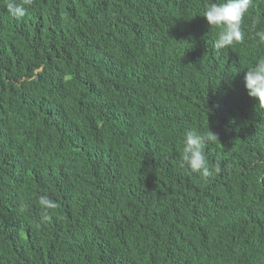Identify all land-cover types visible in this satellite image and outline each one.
Wrapping results in <instances>:
<instances>
[{"label": "trees", "instance_id": "obj_1", "mask_svg": "<svg viewBox=\"0 0 264 264\" xmlns=\"http://www.w3.org/2000/svg\"><path fill=\"white\" fill-rule=\"evenodd\" d=\"M7 2L0 264H264V109L244 81L264 0L219 52L208 0H33L21 19ZM189 129L218 137L207 180L181 164Z\"/></svg>", "mask_w": 264, "mask_h": 264}, {"label": "clouds", "instance_id": "obj_2", "mask_svg": "<svg viewBox=\"0 0 264 264\" xmlns=\"http://www.w3.org/2000/svg\"><path fill=\"white\" fill-rule=\"evenodd\" d=\"M32 3L33 0H8L7 12L11 17L21 19L27 15V6ZM251 3L252 0H221V2L208 0L205 3L202 16L210 27L219 29L218 37L213 44L217 52L244 42L245 32L242 29V21ZM255 36L261 44H264V30L255 32ZM244 81L247 95L255 99L259 107L264 109V58H259L252 67L246 69ZM216 139L218 137L212 131L211 135H207L196 129L187 130L181 152L182 166L187 167L192 173L199 174L205 180L219 173L220 167L210 166L205 154L206 144ZM39 204L46 213L57 208V203L47 196H40Z\"/></svg>", "mask_w": 264, "mask_h": 264}]
</instances>
